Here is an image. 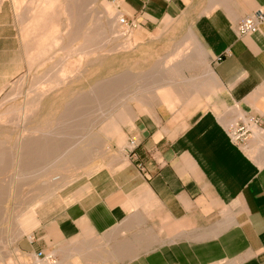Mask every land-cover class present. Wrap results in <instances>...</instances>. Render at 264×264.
<instances>
[{"label":"crops","instance_id":"crops-1","mask_svg":"<svg viewBox=\"0 0 264 264\" xmlns=\"http://www.w3.org/2000/svg\"><path fill=\"white\" fill-rule=\"evenodd\" d=\"M108 1L146 40L181 23L182 42L205 54L204 86L175 91L176 105L150 104L128 130L137 147L66 193L42 236L55 247L86 243L95 264H264V20L238 29L264 0ZM23 65L15 16L0 0V91ZM250 118L254 133L233 141L228 127Z\"/></svg>","mask_w":264,"mask_h":264},{"label":"rangeland","instance_id":"rangeland-1","mask_svg":"<svg viewBox=\"0 0 264 264\" xmlns=\"http://www.w3.org/2000/svg\"><path fill=\"white\" fill-rule=\"evenodd\" d=\"M7 1L24 65L0 91V264H95L86 243L50 245L45 221L70 190L122 165L128 130L150 104L203 88L205 54L182 42L176 21L146 40L108 0ZM39 244L49 261L35 257Z\"/></svg>","mask_w":264,"mask_h":264},{"label":"built area","instance_id":"built-area-1","mask_svg":"<svg viewBox=\"0 0 264 264\" xmlns=\"http://www.w3.org/2000/svg\"><path fill=\"white\" fill-rule=\"evenodd\" d=\"M264 20V12L257 11L256 13L249 15L242 19L238 25L239 32L241 34H246L250 32H255L258 29L259 24ZM119 21L123 25L133 24L132 22L128 21L123 15H120ZM258 122L254 118H250L247 121H242L241 123L231 124L228 127V132L231 139L235 142H243L246 140L250 135L254 133V129L257 126ZM136 140L131 141L130 150L133 151L137 147ZM35 257L41 261H49L53 254H49L43 250H39L35 253Z\"/></svg>","mask_w":264,"mask_h":264},{"label":"bare ground","instance_id":"bare-ground-1","mask_svg":"<svg viewBox=\"0 0 264 264\" xmlns=\"http://www.w3.org/2000/svg\"><path fill=\"white\" fill-rule=\"evenodd\" d=\"M48 1H49V0H48ZM50 1H51V0H50ZM50 1H49V2H50ZM75 1H76V0H75ZM77 1H78V0H77ZM86 1H87V0H86ZM52 2H54V1H52ZM78 3H79V1H78ZM86 3H88V2H86ZM51 4H52V3H51ZM53 5H54V3H53ZM76 5H78V4H76ZM74 6H75V5H74ZM78 6H79V5H78ZM78 6H77V7H78ZM69 7H70V5H69ZM69 7H68V8H69ZM77 7H76V9H77ZM68 11H69V10H68ZM75 11H76V10H75ZM70 13H71V12H70ZM98 18H99V17H98ZM113 18H114V17H113ZM113 18H112V19H113ZM35 21H37V20H35ZM114 21H115V20H114ZM37 23H38V22H37ZM113 23H114V22H113ZM114 24H115V23H114ZM114 24H113V25H114ZM34 25H35V24H34ZM57 40H58V39H57ZM57 42H58V41H57ZM85 52H86V51H85ZM167 67H168V66H167ZM169 67H170V66H169ZM172 67H173V66H172ZM170 68H171V67H170ZM168 69H169V68H168ZM174 69H175V68H174ZM182 69H183V68H181L180 70L178 69L179 71H176V70H175V72H178V73H179ZM173 72H174V71H173ZM168 73H169V72H168ZM180 73H181V72H180ZM171 74H172V73H171ZM171 74H170V75H171ZM175 74H176V73H175ZM173 75H174V74H173ZM55 77H56V76H55ZM64 77H65V76H64ZM173 77H174V76H173ZM169 78H170V77H169ZM55 80H56V79H55ZM57 81H59V80H57ZM53 82H54V81H53ZM162 88H163V87H162ZM162 88H161V89H162ZM166 88L168 89V87H166ZM169 90H170V92H172V91H171V88H170ZM170 92H168V93H170ZM166 93H167V90H165V89H164V90H161V95L164 96L165 99H167V98H166ZM170 95H171V94H170ZM162 96H161V98L163 99L164 97H162ZM40 97H41V96H40ZM169 97H171V96H169ZM41 99H42V97H41ZM39 100H40V99H39ZM167 100H170V98L167 99ZM172 100H176V99L171 98L170 101L172 102ZM168 102H169V101H168ZM113 122H114V121H113ZM107 126H108V125H107ZM104 127H106V126H104ZM109 128H110V127H109ZM106 129H107V128H106ZM36 131H37V130H36ZM37 132H39V131H37ZM33 133H34V132H33ZM33 133H32V134H33ZM37 134H39V133H37ZM49 134H50V133H49ZM34 135H36V134H34ZM42 135H43V134H42ZM25 136H26V135H25ZM32 136H33V135H32ZM36 137H37V136H36ZM53 137H54V136H53ZM34 139H35V136H34ZM31 141H32V140H31ZM29 142H30V141H29ZM23 144H24V143H23ZM20 145H21V144H20ZM81 147H83V146H81ZM81 147H80V148H81ZM21 151H22V150H21ZM23 152H24V151H23ZM25 152H26V151H25ZM83 153H84V152H83ZM82 155H83V154H82ZM70 159H71V158H70ZM74 162H75V161H74ZM74 162H73V163H74ZM60 177H61V176H60ZM61 178H62V177H61ZM57 179L59 180V178L56 177L55 180H57ZM61 181H62V180H61ZM64 182H65V181H64ZM19 229H20V228H19Z\"/></svg>","mask_w":264,"mask_h":264}]
</instances>
